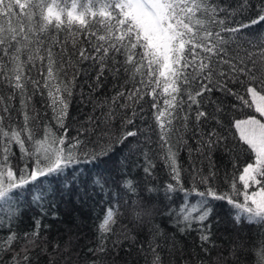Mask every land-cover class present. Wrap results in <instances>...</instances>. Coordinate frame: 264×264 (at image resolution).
Masks as SVG:
<instances>
[{"label":"trees","instance_id":"16d2710c","mask_svg":"<svg viewBox=\"0 0 264 264\" xmlns=\"http://www.w3.org/2000/svg\"><path fill=\"white\" fill-rule=\"evenodd\" d=\"M76 2L79 12L87 0ZM241 2L242 0H215L217 6L223 9L219 17L226 18V24L246 21L256 14L259 7L264 6V0H248L249 7L241 12ZM56 3L69 10L72 0H56ZM92 7L98 13L101 4L98 0H92ZM22 18L23 13L18 17L14 12L10 19L0 14V24L7 28L11 23L15 27ZM99 19V15L96 18L89 15L87 23L89 26L102 28L98 24ZM67 27L65 16L58 38L67 40V47L71 51L73 39L79 47L85 37L82 35L83 30L76 31L79 29L78 24L73 23L71 26L74 36L65 31ZM53 31L55 30L50 27V33ZM222 35L227 38L232 34ZM236 35L239 39L225 45L224 56L237 67H243L246 71L251 69V74L257 79L249 80L244 73H232L231 75H239L245 83L240 85L228 79L227 84L233 92L249 101V104L245 105L226 91L217 89L211 93L205 92L203 97L197 99L201 101V110L207 116L202 117L197 125L193 118L196 106L193 105L187 127H182L181 121L176 119L169 133L171 143L180 149L177 156L181 169L180 183L190 192L189 196L186 197L179 190L169 193L166 189L169 183L176 185L177 182L165 163L164 150L157 144L159 128L154 115L157 110L151 108V97L145 95L136 105L135 124L126 126V129L135 128L137 136L124 140L122 144L109 145L108 153L95 163L81 164L79 167L83 175L80 176L77 187L53 192L54 186L49 185L46 178H40L45 180L44 188L49 191L43 202H37L22 189H14L13 194L22 193L19 200H14L11 206L0 203V249H6L0 258V264H12L14 253L19 254V264H151L153 254L148 248L149 243L158 245L156 252L159 253L162 264H264L261 260V255H264V224L248 223L245 220L235 222L230 215L231 206L226 201H211L212 213L204 221V224L210 225V231L207 228L202 231L201 224L194 221L190 228L182 232L180 228L184 225L176 223L181 214L189 211L199 199L191 191L193 188L204 191L208 186H213L218 193H222L230 192V184L235 183L238 189H242V182L238 177L250 158L241 150V147L247 148V145L239 141V133L233 122L255 113L250 93L246 91L247 85L257 87L259 94L264 95V91L258 87L259 80L264 79V23L243 29ZM22 59H26V50ZM117 59L121 57L118 56ZM35 63L36 68L31 63H26L24 72L32 78L43 80L37 70L40 61L36 60ZM73 66L65 68L66 76L63 72L60 74L65 81H72L73 91L65 119V146L79 135L83 141L80 149L91 152L103 146L109 137L114 141L121 132L122 117L125 113H130L131 109L111 105L115 116L107 125L101 123V114L108 111L110 98L117 90L123 85L127 93L133 83L140 79V75L136 74L133 81L131 72L114 74L105 68L103 75L97 80L99 65L93 61L77 63L74 57ZM128 67L131 68V65ZM220 67L225 72L229 71L228 64L221 63ZM126 78L130 82L126 83ZM216 79L224 78L217 76ZM28 87L31 91L30 83ZM13 91L11 86L0 79V97L3 98L0 101V116L4 117L2 123L5 129L9 125L18 127L23 122L18 90L16 96L10 99ZM157 92L163 107V101L169 97L162 93V88L157 89ZM181 92L183 93V88ZM123 102L121 97L117 104ZM5 106L9 110L7 113L3 111ZM28 111L30 115L36 116L33 131L37 139L42 137L45 124L52 126V132L57 136L64 131L55 126L51 119L52 111L46 107L44 98L40 95L33 96ZM163 119L166 120L167 115ZM32 124L30 121V126ZM211 132L222 139L210 152L207 148L197 151L198 142L207 139ZM129 141L133 143L130 145ZM26 147H29L27 141ZM142 152L147 153L148 160L154 165L150 174L144 171L148 161L141 155ZM26 160V157L22 158L19 147L13 143L10 154L13 170L22 168ZM209 171L214 172L215 176L209 179L208 184L201 183V177L208 176ZM128 179L132 181L134 192L124 187ZM94 181H99V184ZM35 183L39 184V179ZM100 184H103L102 191ZM27 187L31 188L32 185ZM236 199L242 200V196ZM109 206L114 211V223H110L109 232L103 233L106 237V251H90L100 245L99 225ZM192 214L198 215L197 212ZM202 235H208V240H203ZM9 240L10 244L7 243ZM25 255L28 256L27 261L23 260Z\"/></svg>","mask_w":264,"mask_h":264},{"label":"snow or ice","instance_id":"6c2138e0","mask_svg":"<svg viewBox=\"0 0 264 264\" xmlns=\"http://www.w3.org/2000/svg\"><path fill=\"white\" fill-rule=\"evenodd\" d=\"M98 2L101 7L97 13L92 7V0H87L79 12L76 0H72L69 10L60 7L56 0L52 2L0 0V14L4 17L10 19L14 12L18 17L23 13V18L15 27L11 23L7 28L0 24V79L14 90L10 99L16 96L18 90L20 114L23 116L22 124L18 127L9 125L7 129L2 123L4 117L0 116L2 204L11 206L14 200H19L22 193L13 194L14 189H22L37 202H43L49 191L44 188L45 180L40 178H46L47 183L54 186L53 192L77 187L80 176L83 175L79 167L81 164L95 163L108 153L109 145L122 144L124 140L137 136L135 128L126 129V126L135 124L136 105L145 95L151 97V108L157 110L154 113L159 128L157 144L164 150L165 163L177 182L176 185L169 183L166 189L169 193L179 190L187 197L190 192L180 183L181 169L177 161L180 149L171 143L169 136L174 120L179 119L182 127L186 128L192 106L195 105L193 118L198 125L200 119L206 117L207 113L201 110V101L197 98L203 97L205 92L211 93L217 89L234 95L245 105L249 104L242 95L228 87L227 80L231 79L244 85L245 82L239 75L231 74L244 73L249 80H255L257 77L251 74V69L246 71L245 68L237 67L231 60L225 58V45L229 41L239 39L236 34L241 33L243 29L264 23V6L259 7L256 14L246 21L239 20L226 24V18L219 17L223 9L217 6L215 0H98ZM248 7V0H242L241 12ZM89 15L93 18L99 15L98 24L102 28L89 26L87 23ZM65 16L68 24L65 31L74 36L75 32L71 30V26L75 23L79 25L76 31L83 30L82 35L85 37L79 47L76 46L77 41L73 39L71 51L67 47V40L58 38ZM50 27L55 31L50 33ZM101 32L102 34H98ZM222 33L232 35L226 38ZM25 50L26 59H22ZM118 56L121 59L118 60ZM74 57L77 63L91 60L98 64L97 80L103 75L105 68L114 74L121 71L131 72L133 81L136 74L140 75V79L133 83L127 93L122 85L110 98L108 111L101 114L103 117L101 123L107 125L115 116L111 105H116L120 109H131L130 113H125L122 117L121 132L116 135L114 141L109 137L103 146L91 152L80 149L83 141L79 135L73 137L69 145L65 146L67 140L65 119L73 91L72 81H65L60 74L63 72L66 76L65 68L74 67ZM36 60L40 61L37 70L43 80L32 78L30 74L24 72L26 63H31L32 67L36 68ZM221 63L229 65L228 72L221 69ZM217 76L224 79H216ZM74 78L73 75V80ZM125 82L130 81L126 78ZM258 87L264 91V79L259 80ZM161 88L162 93L169 97L163 101V107L160 105V94L157 92V89ZM246 91L251 94L256 105L255 111L264 116V95H260L257 87L251 84L247 85ZM35 95L44 98L46 107L52 111L51 119L54 120L55 126L64 129L60 135L54 134L52 126L45 124L42 137L39 139L35 137L33 128L36 125V116L30 115L28 111ZM121 97L124 102L117 104ZM2 100L0 97V101ZM3 111L7 113L9 110L5 106ZM165 115L166 120L163 119ZM30 121L33 122L32 126ZM233 126L239 133V141L247 145V148L241 147V150L250 158L238 177L242 182V189H238L235 183L230 184V192L222 193H218L213 186H208L204 191L193 188L191 191H194L199 199L176 221L184 225L180 228L182 232L190 228L194 221L201 224L202 231L204 228L210 231V225L204 224V221L212 213V200L226 201L231 206L230 215L237 223L245 220L248 223L264 224V122L250 117L235 120ZM221 139L222 137L211 132L207 139L198 142L196 150L207 148L210 152ZM26 141L29 142V147H26ZM13 143L19 147L22 158H27L24 166L18 171H14L10 164ZM132 143L129 141L130 145ZM141 155L148 161L144 171L150 174L154 165L148 160L146 152H142ZM214 176L215 173L209 171L208 176L201 177V183L208 184L209 179ZM38 179L39 184L35 183ZM94 183L99 184V181ZM250 183L259 185V188L253 189L251 193L245 191ZM30 184L32 187L28 188ZM124 187L135 191L130 179L125 181ZM100 188L102 191L103 184H100ZM240 196L242 200H237L236 197ZM193 212H197L198 215L193 216ZM110 223H114L112 206L107 208L103 222L99 225L100 245L90 251H106L104 247L106 237L103 233L110 231ZM201 238L208 240V235H202ZM7 243L10 244L11 240ZM157 247L158 245L152 243L148 245L153 254L151 264H162L160 255L156 252ZM5 250L0 249V258ZM18 255L14 253L11 258L12 264H19ZM23 260L27 261L28 256L25 255ZM261 260L264 261V255H261Z\"/></svg>","mask_w":264,"mask_h":264},{"label":"rangeland","instance_id":"374dc122","mask_svg":"<svg viewBox=\"0 0 264 264\" xmlns=\"http://www.w3.org/2000/svg\"><path fill=\"white\" fill-rule=\"evenodd\" d=\"M261 95V94H260ZM250 97H251V94H250ZM251 100H252V97H251ZM253 102V101H252ZM255 103L253 102V110H254V114L250 117H255L256 119H259L261 120V122H264V116H260V114L258 112L255 111ZM250 117H247V118H250ZM246 119V118H245ZM238 132V131H237ZM259 188V185H253V184H249V187L245 190L249 193H251L253 191V189H258Z\"/></svg>","mask_w":264,"mask_h":264}]
</instances>
